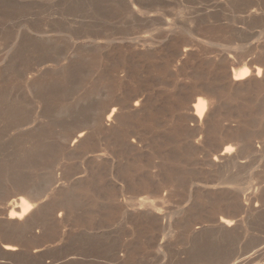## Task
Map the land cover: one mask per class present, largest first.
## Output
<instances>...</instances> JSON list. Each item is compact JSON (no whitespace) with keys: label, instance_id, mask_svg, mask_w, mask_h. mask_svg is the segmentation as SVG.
<instances>
[{"label":"rangeland","instance_id":"1","mask_svg":"<svg viewBox=\"0 0 264 264\" xmlns=\"http://www.w3.org/2000/svg\"><path fill=\"white\" fill-rule=\"evenodd\" d=\"M0 264H264V0H0Z\"/></svg>","mask_w":264,"mask_h":264},{"label":"bare ground","instance_id":"2","mask_svg":"<svg viewBox=\"0 0 264 264\" xmlns=\"http://www.w3.org/2000/svg\"><path fill=\"white\" fill-rule=\"evenodd\" d=\"M220 2L224 1V0H219ZM207 65V64H206ZM255 71H256V75L257 77L260 76L262 70L261 68L256 67L255 68ZM249 69L246 67V66H243L241 69H239L238 71H236L234 74H233V81H237V80H242V79H245L248 75H249ZM204 106H205V103L203 100H200L198 99L196 101V103L194 104V110H195V116L200 119L203 115V111H204ZM114 110V109H113ZM241 137V136H240ZM234 143V142H233ZM233 150V149H232ZM231 150V147L230 148H225L222 152V156L223 155H230L231 153L233 154ZM220 155V156H221ZM226 157V156H225ZM231 157V156H230ZM229 158V157H228ZM232 158V157H231ZM215 160V159H214ZM219 160V159H217ZM222 160V159H221ZM227 161V160H226ZM230 162V160H229ZM229 164V163H228ZM218 185V184H217ZM31 209V204L24 200V199H21L20 200V208H19V212H14V211H11L10 215H9V218L12 219V218H22L23 216H25L29 210ZM17 211V210H16ZM220 224L223 225V226H230L231 222L230 221H227L225 219H220ZM226 230V229H225ZM5 251H11L12 248L11 247H8V246H5L4 247Z\"/></svg>","mask_w":264,"mask_h":264}]
</instances>
